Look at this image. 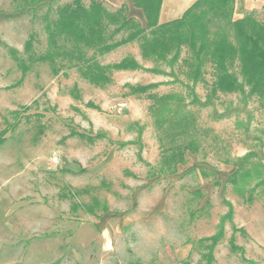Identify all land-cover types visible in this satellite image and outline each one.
<instances>
[{"label": "rangeland", "instance_id": "1", "mask_svg": "<svg viewBox=\"0 0 264 264\" xmlns=\"http://www.w3.org/2000/svg\"><path fill=\"white\" fill-rule=\"evenodd\" d=\"M48 1L18 11L22 0H0V133L6 119L17 121L0 144V264H145L151 254L140 245L150 233L160 241L152 259L172 260L180 240L189 237L192 251L186 260L175 255L172 264H205L210 241L203 238L218 230L229 209L224 200L234 206L237 227L247 231L235 232L236 243L247 258L264 260V190L257 188L255 199L246 201L226 183L236 166L223 162L259 148L253 136L264 139V98L254 95L243 105L240 93L218 92L213 98L219 111L243 108L222 119L213 116V106L189 103L186 46L172 70L165 61L144 60L138 42L95 54L102 64L134 56L166 74L113 70L110 84L96 86L74 64L59 62L62 69L54 73L48 62H31L32 52L25 50L32 33L33 53L46 50L45 14L56 18L57 8L74 0ZM102 1L115 11L125 0ZM249 12L264 21V0H238L234 17ZM10 48L30 65L26 73ZM233 69L239 73L238 62ZM203 70L194 89L205 99L215 80L214 65L208 61ZM148 83L158 85L147 93L132 91ZM166 93L185 96L187 105L177 114L189 118L181 127L167 121L174 113L158 116L152 109L149 94ZM190 138L197 140L198 152L187 151L175 172L159 173L164 148ZM122 222H127L123 228ZM232 234L226 220L211 264H250L232 250Z\"/></svg>", "mask_w": 264, "mask_h": 264}, {"label": "trees", "instance_id": "2", "mask_svg": "<svg viewBox=\"0 0 264 264\" xmlns=\"http://www.w3.org/2000/svg\"><path fill=\"white\" fill-rule=\"evenodd\" d=\"M22 1L16 8L18 11L41 6L48 0ZM53 1L49 0L48 3ZM237 1L195 0L182 16L160 22L162 0H132L133 5L142 9L144 13L143 24L136 17L129 15L126 2L112 11L102 0H91L89 5H85L81 0H74L72 3L59 6L56 18H52L48 11L45 14L46 50L40 54L33 53L34 33L26 40L25 50L32 52L29 56L31 62H48L54 73L62 69V64L58 63L64 61L77 65L80 75L90 83L105 86L113 81L111 74L113 70L141 69L156 74H166L167 71L156 65L146 67L134 56H125L112 64H102L98 61L96 53L105 54L121 45L138 42L144 60L165 61L172 70L181 58L183 46H186L190 51V57L185 58L184 62L189 67L187 73L189 80L192 81V85L187 84L192 95L189 103L201 107L213 106V116L222 119L243 108L238 105L219 111L213 98L218 92L240 93L243 105H246L254 95L264 98V21L258 19L252 12L235 18ZM121 32L122 36L115 38L116 34ZM89 50H94L90 56ZM10 52L18 61L23 74L26 73L30 65L18 56L16 48H10ZM208 61L214 65L215 80L210 92L202 99L194 87L203 79V67ZM236 62L240 67L239 73L233 69ZM157 85L141 84L134 86L132 91L147 93ZM149 95L153 99L152 109L158 116L163 111L174 113V117L167 120L171 125L181 127L188 120V114H177L178 109L187 105L182 94ZM173 100L175 107L170 105ZM6 123L5 129L0 133V144L6 141L5 134L17 125V121L10 122L8 119ZM246 129L249 130V126ZM253 138L258 141L256 145L259 148H252L241 156L223 160L236 166L226 183L232 184L233 190L248 202L255 199L254 192L257 188L261 187L264 190V139L260 136ZM172 139H175V136ZM198 147L197 140L190 138L164 148L159 173L175 172L177 165L186 161L187 151L196 153ZM224 202L229 209L221 216L218 230L203 238L210 241L207 245L209 252L206 254L205 264H211L214 260L213 251L224 236L226 220L232 224L233 234L230 237L232 250L240 251L242 259L250 264H258L256 260L247 258L243 246L236 243L235 232L240 231L242 235H247V231L243 226L237 227L234 222L232 202L228 200ZM103 208L107 210V205Z\"/></svg>", "mask_w": 264, "mask_h": 264}, {"label": "crops", "instance_id": "3", "mask_svg": "<svg viewBox=\"0 0 264 264\" xmlns=\"http://www.w3.org/2000/svg\"><path fill=\"white\" fill-rule=\"evenodd\" d=\"M195 0H162V7H161V11H160V22H164V21H168V20H171V19H174V18H178L180 16H182V14L184 13V11L194 2ZM246 1H250L251 0H246ZM123 2H126L129 6V11L140 18V20H142L141 18H144L145 19V16H144V13L142 11V9L140 8H137L133 5L132 3V0H125V1H122ZM166 2V3H165ZM186 2V4H185ZM182 3V5H181ZM185 5V6H184ZM178 6V7H177ZM177 8H180V9H177ZM182 8V9H181ZM179 11V12H178ZM164 198H162L160 204H164ZM127 223V222H122V228L124 226V224ZM139 231V230H138ZM248 231H251L248 229ZM213 231L211 233H209L208 235L212 234ZM142 235V234H141ZM140 235V236H141ZM137 236H139L137 234ZM255 237V235H253ZM171 239L172 240H169L171 241L170 243L175 245L174 244V239H173V235H171ZM256 241H258L260 244L263 242L260 241V239H257L255 237ZM141 240V239H139ZM144 241L143 244H141L140 246H143L145 248H147V246L149 247L146 251L147 254H151L150 258H147L145 259L146 262L145 264H172L175 260V255L178 257V259H183V260H186L184 259L186 256H188L190 254V252L192 251V247H193V242L191 239H189V237L187 239H185V237L182 239V241L180 240V242L178 243V247L176 249V254L173 255V259L172 260H169L166 255L163 256V255H158L157 258H154L152 259V254L155 252H157L160 244H159V239H158V234L157 233H150V235H146V237L144 238ZM171 244H168L166 245V247H169ZM135 250V249H134ZM137 251V250H135ZM138 253V251H137ZM175 253V252H174ZM138 255L140 256V253H138ZM141 257V256H140ZM217 259V258H216ZM258 259V258H257ZM255 259L256 261L259 262V264H264V260L263 259ZM138 262H142V260H138ZM144 264V263H143Z\"/></svg>", "mask_w": 264, "mask_h": 264}, {"label": "bare ground", "instance_id": "4", "mask_svg": "<svg viewBox=\"0 0 264 264\" xmlns=\"http://www.w3.org/2000/svg\"><path fill=\"white\" fill-rule=\"evenodd\" d=\"M186 1V0H185ZM188 1V0H187ZM166 3V2H165ZM185 4H186V2H185ZM181 5H182V3H181ZM183 6V5H182ZM185 6V5H184ZM178 7V6H177ZM177 9H180V8H177ZM182 9V8H181ZM179 12V11H178Z\"/></svg>", "mask_w": 264, "mask_h": 264}]
</instances>
